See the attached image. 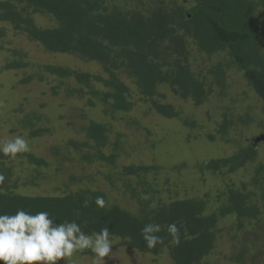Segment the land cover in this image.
I'll use <instances>...</instances> for the list:
<instances>
[{
  "label": "trees",
  "instance_id": "1",
  "mask_svg": "<svg viewBox=\"0 0 264 264\" xmlns=\"http://www.w3.org/2000/svg\"><path fill=\"white\" fill-rule=\"evenodd\" d=\"M191 1L193 6L186 9L177 0H0V25L26 36L47 53L72 56L98 65L101 74L93 75L48 64L25 76L20 83L31 85L54 78L57 82L52 88L55 96L61 90L68 99L86 101L87 107L102 105L104 115L111 121L131 113L136 106L128 81L134 86L139 102L149 104L153 112L167 120H178L185 127L198 128L195 121L184 119L180 111L162 102L165 96L160 89L168 88L180 100L202 107L214 94L225 97L231 70L243 74L248 87L262 102L264 117V0ZM37 16H49L54 26H38ZM5 35L6 29L1 27L0 40ZM192 48H196L200 56L223 59L204 74L202 68L194 67ZM10 52L12 58L6 61L0 74L27 73L30 68L27 54L21 50ZM251 121L249 116L236 118L225 113L217 136L230 144V135L238 125L249 126ZM128 125L140 126L137 120ZM260 128L264 131V123ZM19 130L30 140L51 133L42 127V117L34 112L24 116ZM80 131L85 138L83 141L70 140L65 147L52 149V155L68 160L71 153L78 155L81 164H97L111 170L104 175L106 182L112 187L116 182L122 183L125 193L136 203L137 212L109 205L106 193L90 189L62 196L21 195L18 191L32 186L33 182L16 178L12 162L22 159L35 169L48 167L47 160L26 152L15 158L0 154V171L7 177L0 186V214H15L19 209L32 214L48 211L57 223L76 220L88 234L99 232L107 224L111 239L121 240L122 246L153 256L168 251L173 264H209L206 260L216 248L219 223L229 217L236 219L240 230L246 222H258L260 226L255 231H264L260 221L264 216V163L258 164L250 184L243 183L242 189L230 187L219 195L218 200L225 199V203L208 214L209 199L163 201L158 196L157 185L149 180V177L159 176L160 167L130 165L117 174L123 134H118L111 143L110 126L93 121ZM208 138L211 142L215 140L213 135ZM257 148L252 140L232 156L204 160L197 163L195 169L222 177L235 174L256 161ZM187 168L182 164L173 171ZM70 179L77 181L74 177ZM257 191L263 208L257 202ZM96 196L105 198L104 209L95 205ZM85 200H89L88 207L83 206ZM153 201L157 202L156 209L149 208ZM152 222L163 226L164 230L158 235L164 242L148 248L141 229ZM171 223H176L180 229L179 243L167 233V225ZM255 236L257 243L254 244L263 245L264 240L258 234ZM248 250L245 247L238 255V264L244 263ZM79 254L93 253L85 250Z\"/></svg>",
  "mask_w": 264,
  "mask_h": 264
},
{
  "label": "rangeland",
  "instance_id": "2",
  "mask_svg": "<svg viewBox=\"0 0 264 264\" xmlns=\"http://www.w3.org/2000/svg\"><path fill=\"white\" fill-rule=\"evenodd\" d=\"M178 4L189 9L193 6L191 0H177ZM36 23L43 28L54 26L49 16H37ZM5 38L0 40V69L9 61L12 50H21L28 56L29 71L4 72L0 74V143L16 135L24 136L30 145L29 153L42 157L48 162V167L35 169L22 159L12 162L14 175L21 181L33 182L32 186L21 188L18 193L25 196H62L67 192L80 189L101 191L107 194L109 205H118L131 212H137L136 203L125 193L122 183L116 182L112 187L104 178L111 170L100 165H86L79 162L78 155L67 154L68 160L52 155V149L63 148L70 140L83 141L84 135L80 128L87 126L90 121L110 126L113 134L110 142L114 143L118 134H123L121 140L122 152L115 172L119 174L124 166L146 165L157 166L162 170L157 177H149L160 192L163 201L170 199H209L208 214L217 211L225 199L218 200L219 195L230 187L242 189V184H250L256 167L264 163V142L258 143L256 161L248 164L235 174L225 177L211 173H200L195 169L197 163L204 160H214L232 156L240 147H246L252 140L260 138L264 123L262 102L250 89L243 78V74L236 70L228 73V89L224 98L216 94L211 96L202 107H195L190 101H182L175 97L168 88H161L165 96L162 101L180 111L184 119L193 120L198 128L185 127L178 120H167L152 111L149 104L139 102V96L131 82L126 81L132 92V101L136 102L134 110L129 114L117 116L111 121L104 115L102 105L95 108L86 106V101L68 99L59 90L55 96L52 88L57 85L54 78L48 77L44 83L22 85L21 80L31 75L40 66L54 65L75 71L88 72L93 75L101 74V68L95 63H87L72 56L54 55L47 53L37 43L29 41L24 35L16 34L9 26ZM222 57L209 59L197 53L192 48L194 67L206 71L222 60ZM198 70V69H197ZM36 113L42 117V127L49 129L48 136L37 140H30L25 132L19 130L20 121L29 113ZM225 113L234 117L251 118V125H238L236 131L230 135L231 143L222 141L217 136V128ZM137 120L139 127L128 125ZM260 123V124H259ZM12 131H16L13 133ZM209 135L215 136L211 142ZM107 152H110L108 149ZM186 164L187 169L174 172L175 166ZM115 172H113L115 174ZM71 177L77 181L72 182ZM249 188V187H248ZM252 189V188H251ZM257 202L262 207L261 195L257 191ZM263 208V207H262ZM264 229V216L261 217ZM261 224V223H260ZM237 221L233 217L219 223L216 248L207 258L209 264H238V255L246 247L249 253L243 264H264V241L257 243L255 235L264 240V231H255L260 226L258 222H246L243 229H238ZM256 232V233H255ZM113 252L110 258L105 257L107 264H173L168 251L159 256L129 249L122 246L121 240L112 239ZM252 250V251H250ZM85 251V250H84ZM94 254L76 253L68 258L67 264H94ZM61 264H65L61 261Z\"/></svg>",
  "mask_w": 264,
  "mask_h": 264
},
{
  "label": "clouds",
  "instance_id": "3",
  "mask_svg": "<svg viewBox=\"0 0 264 264\" xmlns=\"http://www.w3.org/2000/svg\"><path fill=\"white\" fill-rule=\"evenodd\" d=\"M29 141L20 135L0 143V154L15 158L17 154L29 152ZM7 177L0 171V186ZM147 199V197H145ZM98 209L106 207L103 196H96ZM84 207L89 206L85 200ZM153 201L150 209L157 208ZM163 226L152 222L141 229V236L148 248L162 244L164 238L158 235ZM180 229L176 223L167 225V233L179 243ZM90 250L94 254V264H107L105 257L110 258L113 242L106 224L99 232L88 234L76 220L57 223L48 211L35 214L19 209L15 214H0V264H67L68 258L76 253Z\"/></svg>",
  "mask_w": 264,
  "mask_h": 264
},
{
  "label": "water",
  "instance_id": "4",
  "mask_svg": "<svg viewBox=\"0 0 264 264\" xmlns=\"http://www.w3.org/2000/svg\"><path fill=\"white\" fill-rule=\"evenodd\" d=\"M263 141H264V136H261L260 138L254 140V142H255L256 144H258V143H260V142H263Z\"/></svg>",
  "mask_w": 264,
  "mask_h": 264
}]
</instances>
